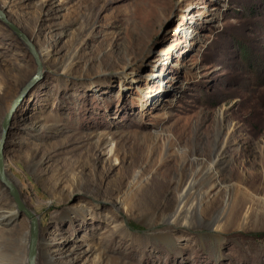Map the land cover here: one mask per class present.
I'll list each match as a JSON object with an SVG mask.
<instances>
[{
	"label": "rangeland",
	"instance_id": "1",
	"mask_svg": "<svg viewBox=\"0 0 264 264\" xmlns=\"http://www.w3.org/2000/svg\"><path fill=\"white\" fill-rule=\"evenodd\" d=\"M0 11L51 51L4 151L49 246L37 264H264V0ZM35 71L0 24V128ZM28 231L20 216L0 236V264H24Z\"/></svg>",
	"mask_w": 264,
	"mask_h": 264
},
{
	"label": "water",
	"instance_id": "2",
	"mask_svg": "<svg viewBox=\"0 0 264 264\" xmlns=\"http://www.w3.org/2000/svg\"><path fill=\"white\" fill-rule=\"evenodd\" d=\"M0 24L3 25L15 38L25 47L27 54L32 58L36 67L35 74L28 82L27 86L22 90L20 95L12 102L8 112L5 114L0 128V185L7 191L8 197L11 199L18 217L23 216L29 224L28 243L26 247L25 264H37L38 244H39V224L38 217L35 216L21 200L16 184L8 177L5 171V143L7 133L10 129V123L15 114L17 106L20 104L21 98L28 95L37 84H39L44 75L43 64L41 62L38 51L35 49L30 40L12 23H10L5 15L0 11Z\"/></svg>",
	"mask_w": 264,
	"mask_h": 264
},
{
	"label": "bare ground",
	"instance_id": "3",
	"mask_svg": "<svg viewBox=\"0 0 264 264\" xmlns=\"http://www.w3.org/2000/svg\"><path fill=\"white\" fill-rule=\"evenodd\" d=\"M50 52L51 51H46V52H42V51L40 52L39 51L40 59L44 60L47 56H49ZM18 106H17V108H18ZM17 108H16V110H17ZM16 110H15V112H16ZM220 156H221V158L222 157L224 158L226 155H225V153H222V155H220ZM42 158L47 159L48 156L42 154ZM16 218H19V217H18V213L15 209V206H13V210H11L8 207L0 205V236L6 235L7 230L9 229V227L13 226ZM57 235H60L59 232L55 233V236H57ZM27 243H28V232L26 233L25 247L27 246ZM39 248L49 249V246L47 244L42 245L40 243V240H39L38 249ZM57 251H61L62 254H64V256H67V251H63L62 249H58ZM38 254H39V250H38ZM24 264H25V262H24Z\"/></svg>",
	"mask_w": 264,
	"mask_h": 264
}]
</instances>
